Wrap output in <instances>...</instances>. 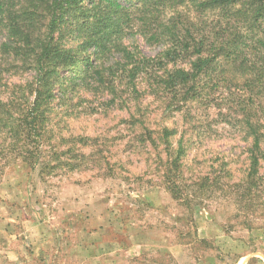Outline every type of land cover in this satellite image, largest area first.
Returning <instances> with one entry per match:
<instances>
[{
	"label": "rangeland",
	"instance_id": "rangeland-1",
	"mask_svg": "<svg viewBox=\"0 0 264 264\" xmlns=\"http://www.w3.org/2000/svg\"><path fill=\"white\" fill-rule=\"evenodd\" d=\"M126 43L159 53L138 33ZM244 92L221 84L209 102L161 119L162 103L152 98L140 110L119 109L80 86L65 100L56 91L40 163L22 161L9 139L0 149V264H264V167L252 206L235 185L248 164ZM163 126L178 128L172 147L183 136L187 148L185 201L165 185ZM205 176L215 187L202 188Z\"/></svg>",
	"mask_w": 264,
	"mask_h": 264
},
{
	"label": "trees",
	"instance_id": "trees-1",
	"mask_svg": "<svg viewBox=\"0 0 264 264\" xmlns=\"http://www.w3.org/2000/svg\"><path fill=\"white\" fill-rule=\"evenodd\" d=\"M136 33L156 43L159 53L126 43ZM233 83L250 97L239 120L248 164L235 184L249 207L263 183L264 0H0V149L9 139L33 168L58 90L57 99L65 100L69 87L80 86L110 97L119 109L140 110L152 98L162 103L164 119L185 115L188 103L209 102L216 87ZM160 132L169 156L165 185L185 201L184 138L172 147L178 128ZM87 139L81 138L83 145ZM215 180L205 176L202 188L215 187Z\"/></svg>",
	"mask_w": 264,
	"mask_h": 264
}]
</instances>
